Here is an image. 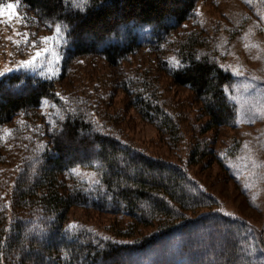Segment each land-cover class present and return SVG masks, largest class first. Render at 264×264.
<instances>
[{
	"label": "trees",
	"instance_id": "trees-1",
	"mask_svg": "<svg viewBox=\"0 0 264 264\" xmlns=\"http://www.w3.org/2000/svg\"><path fill=\"white\" fill-rule=\"evenodd\" d=\"M10 1L32 30L59 28L66 47L54 78H0V264H264L260 231L220 212L190 172L213 160L217 133L234 128L238 116L226 92L234 77L200 31L185 33L201 0ZM170 54L178 64H169ZM89 58L109 68L112 99H103L99 83L93 97L62 93L61 82L71 77L72 85ZM157 71L192 93L194 124L181 109L177 122L166 107ZM119 88L127 107L173 143L185 136L182 129L194 133L186 164L152 156L117 131L114 121L123 116L108 106ZM78 167L95 170L98 183L76 179L71 171ZM74 210L109 216L110 223L76 227Z\"/></svg>",
	"mask_w": 264,
	"mask_h": 264
},
{
	"label": "rangeland",
	"instance_id": "rangeland-1",
	"mask_svg": "<svg viewBox=\"0 0 264 264\" xmlns=\"http://www.w3.org/2000/svg\"><path fill=\"white\" fill-rule=\"evenodd\" d=\"M8 4L16 5V16L0 19V78L17 72L46 78L59 75L65 53L63 47H66L65 34L61 30L57 32L55 27H49L46 32L37 27L39 31L32 30V24L25 21L16 1L9 0L1 8ZM186 27L185 33L200 31L206 37L205 42L210 49L202 50L212 52L221 67L234 77L226 92L238 111L236 126L222 128L217 133V142L212 144L215 150L213 160L190 168L191 175L215 197L220 212L249 223L260 231V237L264 239V0H201L195 19ZM83 38L89 44L94 42L89 33L83 34ZM45 39L47 43H44ZM111 42L107 39L99 46L102 48ZM37 51L42 53L38 58L35 56ZM166 58L169 64H178L175 54ZM83 65L86 71L80 72L72 85H69L71 77L61 82L62 93L86 91L93 97V88L99 83L105 85L103 99H112L107 83L112 76L105 74L109 68L93 58L86 59ZM128 71L134 72V66H130ZM88 72L91 76H85L84 73ZM157 72L161 95L170 102L166 107L174 113L177 122L183 123L178 119L181 109L194 124L191 112L198 105L193 103L192 93L185 88L171 86L166 72ZM115 93L114 103L108 106V111L120 112L123 116L121 120L114 121L117 131L152 156L187 163L188 152L190 154L196 139L193 132L182 129L185 136L173 143L164 130L143 119L137 110L127 107V96L121 88ZM148 97L153 96L150 94ZM71 174L89 186L98 183L95 170L78 167ZM70 217L81 220L71 223L76 227L86 222L103 229L110 223L109 216L84 210H74ZM41 242L50 244V241Z\"/></svg>",
	"mask_w": 264,
	"mask_h": 264
},
{
	"label": "snow or ice",
	"instance_id": "snow-or-ice-1",
	"mask_svg": "<svg viewBox=\"0 0 264 264\" xmlns=\"http://www.w3.org/2000/svg\"><path fill=\"white\" fill-rule=\"evenodd\" d=\"M16 5L14 4H8L6 8H0V19L8 18L12 19L16 16ZM57 32L60 31L59 28L56 29ZM44 43H47V39H45ZM32 47H35V44L32 45ZM41 52L37 51L35 56L38 58L41 56Z\"/></svg>",
	"mask_w": 264,
	"mask_h": 264
}]
</instances>
